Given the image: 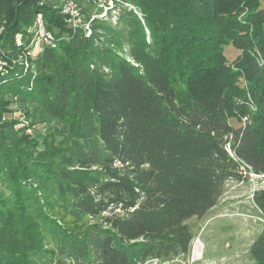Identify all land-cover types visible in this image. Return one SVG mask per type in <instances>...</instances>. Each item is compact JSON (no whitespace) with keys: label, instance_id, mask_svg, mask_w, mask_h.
Listing matches in <instances>:
<instances>
[{"label":"trees","instance_id":"16d2710c","mask_svg":"<svg viewBox=\"0 0 264 264\" xmlns=\"http://www.w3.org/2000/svg\"><path fill=\"white\" fill-rule=\"evenodd\" d=\"M20 1L0 0V264L184 259L187 220L264 176V0H120L89 36L60 0ZM12 104L56 121L41 148Z\"/></svg>","mask_w":264,"mask_h":264},{"label":"rangeland","instance_id":"374dc122","mask_svg":"<svg viewBox=\"0 0 264 264\" xmlns=\"http://www.w3.org/2000/svg\"><path fill=\"white\" fill-rule=\"evenodd\" d=\"M97 2L106 3L107 0H77V6L84 21L91 22L95 19L93 15L100 11ZM115 5L129 7L119 2ZM224 54L230 59L236 51L231 45H225ZM17 108H19L17 104L10 105V111L5 113L4 118L15 119L27 135L32 137L38 135L36 149L41 148L43 139L39 134H46L47 128L53 129L57 124L56 121L45 119L32 123ZM261 186H264V176L252 172L248 173L242 181L228 180L224 183L215 205L201 217L190 218L188 226L193 239L198 238L202 243V258L195 264H250L252 262L249 255L250 245L264 224V218L253 202L252 194ZM188 256L189 253L186 257ZM181 261H183L182 257L168 263L179 264Z\"/></svg>","mask_w":264,"mask_h":264},{"label":"built area","instance_id":"2783aa9c","mask_svg":"<svg viewBox=\"0 0 264 264\" xmlns=\"http://www.w3.org/2000/svg\"><path fill=\"white\" fill-rule=\"evenodd\" d=\"M61 1V11L65 14L67 21L72 26H80L84 31H86V36L90 35V22H86L82 18V13L79 11V8L77 6V0H60ZM115 1V3H113ZM116 2L122 3L126 6L130 5L128 3L121 2L120 0H107V2H97V5L100 8L99 13H96L93 15V18H103V19H111L112 21L115 20V16L117 15V10L115 7H117L115 4ZM34 29V36L32 39V45L33 47L37 46L39 42H47L49 43L52 39V35L50 32L46 31L43 26L42 16L41 14H37V17L34 20L33 24ZM25 66L27 67L28 63L25 61ZM1 185V184H0ZM198 238L193 239L190 250H189V256L185 257L183 261L179 264H195L196 262L200 261L202 258V243L200 251L197 252V246L196 241H198ZM200 241V240H199ZM199 249V247H198ZM175 260V259H173ZM170 260V261H173ZM150 264H169V261H161L157 258H153L148 260L146 263ZM180 262V261H179ZM144 263V264H146Z\"/></svg>","mask_w":264,"mask_h":264},{"label":"bare ground","instance_id":"6f19581e","mask_svg":"<svg viewBox=\"0 0 264 264\" xmlns=\"http://www.w3.org/2000/svg\"><path fill=\"white\" fill-rule=\"evenodd\" d=\"M196 246H197V252H199L200 251V248H201V243H200V241L198 240V241H196ZM198 247H199V249H198Z\"/></svg>","mask_w":264,"mask_h":264},{"label":"water","instance_id":"95a60500","mask_svg":"<svg viewBox=\"0 0 264 264\" xmlns=\"http://www.w3.org/2000/svg\"><path fill=\"white\" fill-rule=\"evenodd\" d=\"M31 1H34V0H21L20 3H26V2H31Z\"/></svg>","mask_w":264,"mask_h":264},{"label":"crops","instance_id":"0c3cea01","mask_svg":"<svg viewBox=\"0 0 264 264\" xmlns=\"http://www.w3.org/2000/svg\"><path fill=\"white\" fill-rule=\"evenodd\" d=\"M189 220H190V219L187 220V225H188V221H189ZM188 227H189V226H188Z\"/></svg>","mask_w":264,"mask_h":264}]
</instances>
